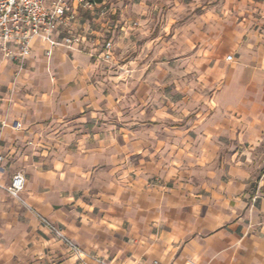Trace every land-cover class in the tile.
<instances>
[{
    "label": "crops",
    "instance_id": "obj_1",
    "mask_svg": "<svg viewBox=\"0 0 264 264\" xmlns=\"http://www.w3.org/2000/svg\"><path fill=\"white\" fill-rule=\"evenodd\" d=\"M239 6L211 103L178 125L112 126L111 63L40 41L9 97L0 53V183L26 182L0 188V264H77L37 213L113 264H264V0Z\"/></svg>",
    "mask_w": 264,
    "mask_h": 264
},
{
    "label": "rangeland",
    "instance_id": "obj_2",
    "mask_svg": "<svg viewBox=\"0 0 264 264\" xmlns=\"http://www.w3.org/2000/svg\"><path fill=\"white\" fill-rule=\"evenodd\" d=\"M100 1L106 14L81 10L78 24H86L94 40L112 39L116 48L114 61L101 68L112 94L109 124L120 128L140 117L155 123L160 111L163 120L176 125L194 119L211 103L215 66L233 55L227 32L247 19L242 0ZM218 36L219 45L209 44ZM5 95L12 96L8 90Z\"/></svg>",
    "mask_w": 264,
    "mask_h": 264
},
{
    "label": "built area",
    "instance_id": "obj_3",
    "mask_svg": "<svg viewBox=\"0 0 264 264\" xmlns=\"http://www.w3.org/2000/svg\"><path fill=\"white\" fill-rule=\"evenodd\" d=\"M96 9L100 10V17L106 14V9H101L100 0H0V53L18 66L10 87V95L14 94L17 76L26 69L36 41L49 46L48 56H52L53 49L63 47L68 50L90 52L107 63L113 62L115 46L112 39L93 41L87 30L79 29L81 10ZM227 59L233 60L231 57ZM21 127L22 124L15 123L16 130ZM2 161L3 157L0 155V163ZM25 187V175L22 171L16 173L8 185L4 186L0 183L1 189L19 200ZM256 199L257 196L254 197V201ZM37 216L42 225L67 246L77 264H113L96 254L86 252L55 224L38 213Z\"/></svg>",
    "mask_w": 264,
    "mask_h": 264
},
{
    "label": "trees",
    "instance_id": "obj_4",
    "mask_svg": "<svg viewBox=\"0 0 264 264\" xmlns=\"http://www.w3.org/2000/svg\"><path fill=\"white\" fill-rule=\"evenodd\" d=\"M252 188H253V190H256V185H253Z\"/></svg>",
    "mask_w": 264,
    "mask_h": 264
}]
</instances>
